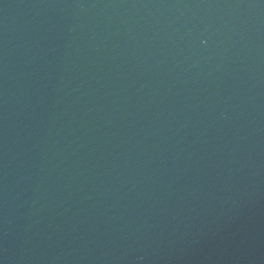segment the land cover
<instances>
[{"label": "water", "instance_id": "water-1", "mask_svg": "<svg viewBox=\"0 0 264 264\" xmlns=\"http://www.w3.org/2000/svg\"><path fill=\"white\" fill-rule=\"evenodd\" d=\"M0 33L123 69L264 146V0H0Z\"/></svg>", "mask_w": 264, "mask_h": 264}]
</instances>
